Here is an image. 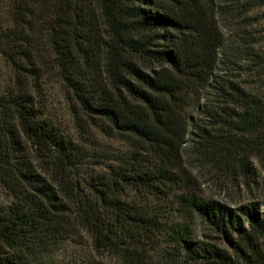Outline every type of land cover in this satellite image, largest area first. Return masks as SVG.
<instances>
[{
	"label": "trees",
	"instance_id": "trees-1",
	"mask_svg": "<svg viewBox=\"0 0 264 264\" xmlns=\"http://www.w3.org/2000/svg\"><path fill=\"white\" fill-rule=\"evenodd\" d=\"M207 4L0 0V58L11 75L0 90V264H41L77 231L97 253L163 236L191 264H264L259 202L232 207L177 193L167 169L187 149L203 158L226 154L247 167L241 147L214 142L198 121L233 122L264 136V92L215 73L225 39ZM50 79L80 128L129 143L133 157L78 179L84 153L46 115ZM36 158L57 179L39 174ZM129 189L200 218L232 256L188 226L130 204ZM79 264L107 263L86 257Z\"/></svg>",
	"mask_w": 264,
	"mask_h": 264
},
{
	"label": "rangeland",
	"instance_id": "rangeland-1",
	"mask_svg": "<svg viewBox=\"0 0 264 264\" xmlns=\"http://www.w3.org/2000/svg\"><path fill=\"white\" fill-rule=\"evenodd\" d=\"M208 9L215 17L224 35L222 53L216 74L235 81L251 92H264V5L258 0H207ZM206 7V5L204 6ZM11 78L8 67L0 58V90ZM47 111L55 126L84 153L81 164L75 170L78 179H88L104 174L117 165L116 158H132L130 145L118 138H108L96 128H80L75 120L60 84L50 79L46 85ZM197 103L194 99L193 105ZM189 112H193V106ZM215 136L216 143H232L241 147L247 167L226 154H214L203 158L187 149L176 159H170L167 169L175 179L176 192L187 190L205 199H214L232 207L259 202L264 211V136L234 128V123L220 122L215 127L211 121H198ZM131 153V154H130ZM37 170L49 181L57 179L50 175L45 163L36 158ZM39 173V174H40ZM126 197L149 215H157L160 222L179 223L188 226L200 241L217 245L231 256L228 245L198 217H188L182 211L153 196L142 195L129 189ZM172 208V209H171ZM135 248L122 251L125 245L97 253L83 231L71 233L68 239L44 256L41 264H79L86 257H94L107 264H191L173 251L163 236L151 240L143 237ZM118 243V242H117ZM174 254V255H173Z\"/></svg>",
	"mask_w": 264,
	"mask_h": 264
}]
</instances>
